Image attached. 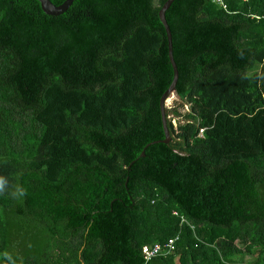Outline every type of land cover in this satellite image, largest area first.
I'll list each match as a JSON object with an SVG mask.
<instances>
[{
	"label": "trees",
	"instance_id": "obj_1",
	"mask_svg": "<svg viewBox=\"0 0 264 264\" xmlns=\"http://www.w3.org/2000/svg\"><path fill=\"white\" fill-rule=\"evenodd\" d=\"M166 1L0 0V264H264V0L167 11L169 144Z\"/></svg>",
	"mask_w": 264,
	"mask_h": 264
},
{
	"label": "water",
	"instance_id": "obj_2",
	"mask_svg": "<svg viewBox=\"0 0 264 264\" xmlns=\"http://www.w3.org/2000/svg\"><path fill=\"white\" fill-rule=\"evenodd\" d=\"M37 1L41 3L43 12L49 16L62 15L63 13L68 11V9L75 2V0H66L62 5L56 6L51 2V0H37ZM175 1L176 0H167L166 3L161 8V10L159 11V20L162 23L165 29L166 35H167L169 60H170V63L173 69V81L170 87L168 88V90L163 94L160 100V111H161V118H162L164 133H165V139L162 141L154 142V143L169 144L172 139L169 128H168L166 109H167V101L170 99L171 96L175 94L176 86L179 80V70L175 62L174 55H173V38H172L170 26L166 19V13ZM149 146L150 145H148L147 147ZM144 156H145V151L142 153V157Z\"/></svg>",
	"mask_w": 264,
	"mask_h": 264
},
{
	"label": "built area",
	"instance_id": "obj_3",
	"mask_svg": "<svg viewBox=\"0 0 264 264\" xmlns=\"http://www.w3.org/2000/svg\"><path fill=\"white\" fill-rule=\"evenodd\" d=\"M209 1L219 4L224 9H227V5L224 0H209ZM183 222H186L185 218H182V223ZM178 239L179 236L169 239L165 244H155L153 246L145 245L142 249L144 260L148 263L158 257H166L173 254L175 252L176 243Z\"/></svg>",
	"mask_w": 264,
	"mask_h": 264
},
{
	"label": "rangeland",
	"instance_id": "obj_4",
	"mask_svg": "<svg viewBox=\"0 0 264 264\" xmlns=\"http://www.w3.org/2000/svg\"><path fill=\"white\" fill-rule=\"evenodd\" d=\"M188 106L183 104L178 97L174 94L170 97V99L167 101V110H169V117L168 119L171 120L172 124H174L175 128L179 126V124L184 123L183 116L188 113ZM173 111H177L180 113V116H177ZM251 257L246 258V262L250 261Z\"/></svg>",
	"mask_w": 264,
	"mask_h": 264
},
{
	"label": "clouds",
	"instance_id": "obj_5",
	"mask_svg": "<svg viewBox=\"0 0 264 264\" xmlns=\"http://www.w3.org/2000/svg\"><path fill=\"white\" fill-rule=\"evenodd\" d=\"M8 186V179L4 176H0V194H4L7 191ZM25 194L26 190L20 185H17L15 189L11 192L13 198H20L23 197ZM3 256L7 264H16V260L9 253L5 252Z\"/></svg>",
	"mask_w": 264,
	"mask_h": 264
}]
</instances>
